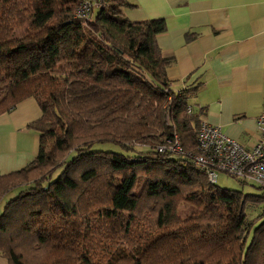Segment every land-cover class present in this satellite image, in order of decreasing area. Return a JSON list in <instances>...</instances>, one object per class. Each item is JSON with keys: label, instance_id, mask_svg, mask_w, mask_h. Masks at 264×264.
<instances>
[{"label": "trees", "instance_id": "trees-1", "mask_svg": "<svg viewBox=\"0 0 264 264\" xmlns=\"http://www.w3.org/2000/svg\"><path fill=\"white\" fill-rule=\"evenodd\" d=\"M79 1L0 0V113L29 96L41 111L29 123L36 155L0 174V202L18 190L0 212V255L8 264H264V191L216 187L193 162L201 121L185 89L169 87L156 43L164 20L131 21L121 0H100L83 22ZM174 135L190 155L158 150Z\"/></svg>", "mask_w": 264, "mask_h": 264}, {"label": "crops", "instance_id": "crops-1", "mask_svg": "<svg viewBox=\"0 0 264 264\" xmlns=\"http://www.w3.org/2000/svg\"><path fill=\"white\" fill-rule=\"evenodd\" d=\"M121 2L128 20H164L156 43L168 61L169 87L185 89L199 120L254 145L256 117L264 111V0ZM40 114L32 96L0 113V174L32 161L39 136L29 123Z\"/></svg>", "mask_w": 264, "mask_h": 264}, {"label": "built area", "instance_id": "built-area-1", "mask_svg": "<svg viewBox=\"0 0 264 264\" xmlns=\"http://www.w3.org/2000/svg\"><path fill=\"white\" fill-rule=\"evenodd\" d=\"M100 0H80L74 15L83 22L91 19ZM96 9V10H95ZM191 108L188 106L187 111ZM257 141L245 147L238 140L223 133L219 127L201 121L197 129L196 152L193 162L203 170L211 183H215L218 171L238 179L242 184L257 185L264 191V111L256 117ZM190 155L183 151L178 137L173 136L168 145L162 144L159 151Z\"/></svg>", "mask_w": 264, "mask_h": 264}, {"label": "rangeland", "instance_id": "rangeland-1", "mask_svg": "<svg viewBox=\"0 0 264 264\" xmlns=\"http://www.w3.org/2000/svg\"><path fill=\"white\" fill-rule=\"evenodd\" d=\"M116 147H118V146L113 145L111 143H95L92 145L91 150H113V149H116ZM73 154H74V152H71L68 155V157H71ZM22 167H24V165ZM22 167H20V168H22ZM63 167H64V164H60L56 168H54L52 170L51 174L49 175L48 180L52 181L53 179H55L57 177V175L61 172ZM138 172L141 173V170H138ZM35 176H36V173H31V178L32 177L34 178ZM141 185H142V180H139V182L136 185L135 190L139 191ZM214 185L216 187H219V188H229V189L242 190L243 193L259 194L261 192V188H259L257 185L250 184V183L242 184L238 179L225 174L223 171H218L217 178H216ZM17 191H18L17 189H13L10 192H8L6 196L3 197L2 201L0 202V212H1V209H2V206H3V203L5 202V200L9 196L16 195ZM190 209H191V206L186 205L184 208L180 209L179 213L181 215L184 213H188V211ZM245 211L248 213L249 217H254L257 214V212L259 211V206L256 208H254V207L248 208L247 207L245 209ZM0 264H8L7 260L1 255H0Z\"/></svg>", "mask_w": 264, "mask_h": 264}]
</instances>
